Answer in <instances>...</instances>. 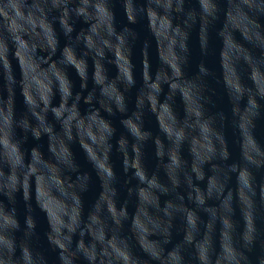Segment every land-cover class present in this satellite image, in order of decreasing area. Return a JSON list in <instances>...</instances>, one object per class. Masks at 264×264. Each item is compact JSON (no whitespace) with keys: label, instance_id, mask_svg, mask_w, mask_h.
<instances>
[{"label":"clouds","instance_id":"obj_1","mask_svg":"<svg viewBox=\"0 0 264 264\" xmlns=\"http://www.w3.org/2000/svg\"><path fill=\"white\" fill-rule=\"evenodd\" d=\"M258 128L264 0H0V264H264Z\"/></svg>","mask_w":264,"mask_h":264},{"label":"water","instance_id":"obj_2","mask_svg":"<svg viewBox=\"0 0 264 264\" xmlns=\"http://www.w3.org/2000/svg\"><path fill=\"white\" fill-rule=\"evenodd\" d=\"M218 47H219L218 43L213 44V51L209 57V62L212 64L213 68L217 69V70L219 67V59H218V56L216 55V49H218ZM73 76H74V74H73ZM208 86L212 90L211 92H209V95H211L212 101L214 102V105H215L214 108L209 106L210 110L216 111V110L223 109V110L227 111L228 110V104H227V100H226V97L224 95V91H223L222 86L217 84L214 80H209ZM212 92H214V95L212 94ZM16 104H17V109L22 110L23 106H22V103L20 102L19 98H17ZM150 126H152L153 128L155 127L154 121H150ZM257 132H258V134L264 133V128H258ZM227 136H228L229 142H231L232 136H231V130L230 129L227 132ZM114 159H116V158L114 157ZM148 163L151 164V160H149ZM100 191H101V189H100L99 182L94 179L92 184L90 185L89 191L85 194V197H84L86 204H90L91 202H93L98 197V195L100 194ZM39 221H40V225H41V234H43V232L47 230V224L43 220L42 217H39ZM38 246H40L41 249L43 251H45L50 256V258L54 261V259H55L54 253H51L50 250L48 249L47 243L43 239V235H41V240L38 242Z\"/></svg>","mask_w":264,"mask_h":264}]
</instances>
